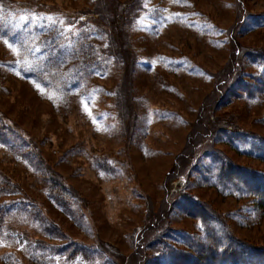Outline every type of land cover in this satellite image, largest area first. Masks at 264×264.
Listing matches in <instances>:
<instances>
[{
	"label": "rangeland",
	"instance_id": "1",
	"mask_svg": "<svg viewBox=\"0 0 264 264\" xmlns=\"http://www.w3.org/2000/svg\"><path fill=\"white\" fill-rule=\"evenodd\" d=\"M227 162L264 176V0H0V264L264 248Z\"/></svg>",
	"mask_w": 264,
	"mask_h": 264
},
{
	"label": "trees",
	"instance_id": "2",
	"mask_svg": "<svg viewBox=\"0 0 264 264\" xmlns=\"http://www.w3.org/2000/svg\"><path fill=\"white\" fill-rule=\"evenodd\" d=\"M224 166L221 167V171H223V169L226 167H228L227 169L229 170L228 173H226V178L229 181H241L240 185L243 186L242 188L249 189L254 194H256L257 197L261 198L262 201L260 202V204L262 207H264V176H261L253 171H247L246 173H243L241 170L234 171V168L237 166L232 164L231 162H227L226 166ZM224 176L225 175H223V177ZM192 203L197 207L196 210H189V213L191 215H203L204 218H206V215L208 216V212H205V210L202 208L204 204L194 202ZM157 242L158 240L155 243H151L149 247L153 246V248L155 249V245ZM162 242L163 241H159V243ZM189 248L190 250L198 249L195 253L196 256L193 257L190 253H184L182 254V259L176 261V263L173 264H264V248H260L257 246L255 247L253 245H235L234 243H232L229 246H225V248H221L217 244H203L202 246L199 245L198 247H193L192 245H190ZM162 253L163 252L159 250V252H157V255ZM175 253H178V251H172L171 253H169V255L174 257L173 254Z\"/></svg>",
	"mask_w": 264,
	"mask_h": 264
},
{
	"label": "snow or ice",
	"instance_id": "3",
	"mask_svg": "<svg viewBox=\"0 0 264 264\" xmlns=\"http://www.w3.org/2000/svg\"><path fill=\"white\" fill-rule=\"evenodd\" d=\"M6 43H7V41H6ZM9 47H11V45L9 44ZM26 70H31L30 68L29 69H26Z\"/></svg>",
	"mask_w": 264,
	"mask_h": 264
}]
</instances>
